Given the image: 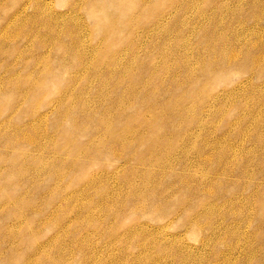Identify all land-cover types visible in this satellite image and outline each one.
<instances>
[{"label":"rangeland","instance_id":"1","mask_svg":"<svg viewBox=\"0 0 264 264\" xmlns=\"http://www.w3.org/2000/svg\"><path fill=\"white\" fill-rule=\"evenodd\" d=\"M0 264H264V0H0Z\"/></svg>","mask_w":264,"mask_h":264}]
</instances>
